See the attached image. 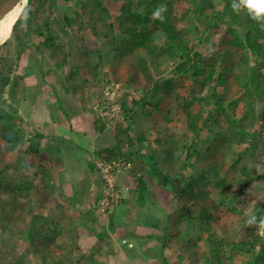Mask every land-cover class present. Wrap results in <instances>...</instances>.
Masks as SVG:
<instances>
[{
  "label": "trees",
  "instance_id": "1",
  "mask_svg": "<svg viewBox=\"0 0 264 264\" xmlns=\"http://www.w3.org/2000/svg\"><path fill=\"white\" fill-rule=\"evenodd\" d=\"M231 2L232 0H138L137 7H134V0H115L114 9L111 10L104 1H100L97 5L99 20L93 23V34L97 41L110 40L109 45H104V49L112 57L114 66L106 87L116 83L120 84L119 89L122 90L123 87L130 86L133 89L137 86L138 89L144 88L146 92L139 99H133L128 93H118L112 101L110 99L105 102L108 104L106 110L113 113L112 105L117 104L120 112L112 125L115 119L108 124L104 118L94 121L93 127L100 135L98 139L110 134L112 128L116 135L121 131L128 134L132 127L128 126L123 130L122 125L138 106L144 109L148 119L151 117V125L155 127L159 120L153 116L152 109L160 108L164 96L173 97L175 87L179 86L175 85L178 78L180 83L184 82V78H192L196 85L191 89V99L183 105L178 101L181 96L177 93L174 95H177V104L185 113L189 130L196 138L191 144L186 142L188 135H183V141L171 136L163 142L160 138L151 142L144 133H140L135 143L130 135L129 145L116 138L115 145L102 147L100 150L99 147V151L93 152L89 161L93 175L96 171L100 172L96 168V161L100 160L115 173L120 170L133 176L137 189L141 188L143 192L147 188L145 175L151 172L155 174L160 189L168 190L169 184L177 188L173 195L177 202L173 204L171 201L173 211L166 214V223L164 222L163 228L160 227L162 237L158 241L162 252L170 250L179 254L178 264H197L201 258H204L206 264H226L225 261H232L235 255L233 253L239 249L251 253L247 264H264V238L256 234L255 227L246 226L241 217L245 216L243 209L249 207H253L252 213L264 215V171L256 178L262 182L261 195L241 200L234 198L231 203H228L227 198L216 202L206 189V186H211L215 191H228V175L222 176L228 161L231 162V168L239 169L244 174L249 173L247 164L240 167L244 155L240 151L236 152L237 148L248 146L249 150L264 156V87L260 82L264 80V26L253 21L246 11L242 10L239 14L233 12ZM159 4L167 5L163 21L152 16ZM222 7L224 10L220 9ZM26 10L28 11L27 7ZM107 15L111 17V23H106ZM226 17L228 21L225 20ZM65 22L72 26L74 17L66 15ZM15 26L13 30L16 31ZM58 28L67 34L62 26ZM115 29H120L124 36L122 40L114 35ZM207 30L214 34L213 51L208 55L194 50ZM189 31L195 32L196 38L192 33L189 37ZM159 36L164 37V43L160 46L154 42ZM43 39L42 46L55 57L56 66L61 68L67 65L68 54L61 43L58 44V32L49 24ZM252 58L254 63H251ZM241 66L247 68L243 75L236 71ZM250 70L256 72L259 78L252 89L247 81ZM242 78L246 80L243 84ZM3 80V88H6L11 80ZM71 86L75 88V85ZM206 88L208 93L198 97L197 94ZM105 90L102 92L103 97ZM58 111L63 115L61 109ZM132 121L136 125L137 121L133 116ZM18 127L10 113L0 109V139L7 146L18 144ZM203 135H207L210 157L205 161L202 171L195 175H184L189 168L194 167L195 162L205 157L199 149L200 137ZM34 137L37 139L35 144L28 141L30 143L25 145L34 158L22 169L19 168L22 161H19L18 166L3 165L6 162L1 156L9 152V148L0 147V181L8 180L4 185L0 182L1 221L10 226L23 224L36 264H107L104 261L107 257L104 258L100 248L105 241L109 243L110 237L106 234L100 236L95 252L90 254L76 245L75 249L68 244H58V239L72 228L71 222L62 219V214L57 215L64 211L63 203H59L57 196L52 198L51 191L48 192L50 188H54L52 185L60 175V161L49 150L51 144L50 147L41 145L45 139L42 133L38 132ZM62 137L58 135L56 141L63 142ZM147 141L151 149L144 147L139 151H129L130 145L140 147ZM43 154L47 158H43ZM157 156H160L162 166L157 163ZM34 168L37 170L33 171V178L39 177L38 183L28 174ZM158 168L161 169L159 172ZM255 168L256 166L252 167V170ZM11 169L15 171L10 175ZM179 173L181 180L176 179V182L175 176ZM19 176L21 177L17 179ZM252 180H244L243 184L249 186ZM202 183L205 184L203 189L200 186ZM101 197L100 195V199ZM33 199L39 203L40 213L34 212L33 205L29 206ZM7 207L11 208L9 215H6ZM45 211H50L51 216L45 215ZM230 218L234 226H229ZM173 227L176 228L174 231ZM220 227L223 231L231 230V236H218L216 229ZM204 234L207 235L205 242L208 255L205 251H200ZM71 237L76 244L77 238L72 231ZM77 250L80 254L76 253ZM23 256L22 254L15 264H25ZM162 262L169 264L164 255Z\"/></svg>",
  "mask_w": 264,
  "mask_h": 264
},
{
  "label": "rangeland",
  "instance_id": "2",
  "mask_svg": "<svg viewBox=\"0 0 264 264\" xmlns=\"http://www.w3.org/2000/svg\"><path fill=\"white\" fill-rule=\"evenodd\" d=\"M100 1H104L111 10L114 9L113 2H115V0H44L43 2L41 0H21L20 2L23 4L24 8L17 12L9 22L0 24V109L5 113H10L20 129L18 134V144L7 146V144L0 139V147L9 148V152H5V155L1 156L6 162L3 165L8 164L9 166H18L19 161L23 162L19 166L20 169H22L24 165H27L34 156L28 152L27 146L25 145L31 141L35 144L37 139H35L34 136L36 133L40 132L45 136L41 145L43 147L49 145L50 147L51 144L52 147H50L49 150L55 153L57 155L55 159H59L60 161L58 167L59 173H62L58 178H62V181L67 182L68 184H65L66 186L76 184L77 187V185H80V182H84L85 179L87 180V177L85 176L86 170L83 171L82 166L85 165L86 158L90 161L92 153L99 151L95 144L99 146V144L107 141L109 145L112 146L116 144V138H120L125 144L129 145L128 136L131 135V138L135 143L136 137L140 133H144L147 140H150L151 142L155 141L157 138H160L163 142L164 139L171 136H175L178 141H183V135L189 136L186 141L189 144L196 139L194 134L189 130L185 113L182 112V108L178 106L176 101L177 95L181 96L178 99L181 105H183L185 101L191 99V89L196 87V85L194 84L193 79L188 77L184 78L183 83H180V78L175 82L176 86L179 85L174 89L175 93H177L176 96H174L175 93L171 98L160 95L163 97L160 108L156 109L153 107L152 109L153 116L157 117L159 120L155 127H152L151 125V117L148 119L144 113V109L141 106H138L122 125L123 130L128 126L132 127V129L128 131V134L121 131L119 135H116L112 128L110 129V134L99 139L98 137L100 135H98L97 131L96 133L91 132L93 137L90 140H86L84 137L81 138V136H79L78 133L83 130L85 131L86 128L87 133L90 131L89 128L93 129V123L97 118H104L107 124L111 123L114 119L111 118L113 113L105 109L108 106L105 102L110 101V99L112 101L113 95L109 96L107 99L106 96L103 97L102 94L103 90L106 89V83L109 82V75L114 66L112 57L104 49V45H109L110 40L98 42L93 34V23L95 20H99V8L97 5ZM137 3L138 0H134V7H137ZM26 7L28 8V11L26 10ZM220 9L224 10L223 7ZM66 15L74 17L75 22L72 26L66 24ZM225 20L228 21L229 19L226 17ZM111 21V17L107 15L106 23H111ZM47 24L52 26L58 32V44L61 43L64 48L63 50L68 54V64L61 68L56 66L54 61L55 57L52 56L51 52L42 46V42L44 41L43 34L46 33ZM14 26L16 31L13 30ZM58 26H62L67 34L61 31ZM238 29L240 32L242 31L240 28ZM190 33L196 38L195 32L189 31V34ZM114 35L118 40L124 38L120 29H115ZM213 36V32L207 30L204 34V38L200 40L197 48L194 50L201 51L203 54H210L213 51ZM189 37H191V34ZM154 42L158 46L163 45L164 37H156ZM39 62L41 66L38 64ZM27 63L29 65H27ZM251 63H254L253 58L251 59ZM171 67L172 66L169 67V72L171 71ZM246 69V67L241 66V68H237L236 71L237 73L242 74L244 71H247ZM248 76L247 81L249 88H255L256 84L259 82L257 73L250 70ZM40 78L43 79L42 82L37 81L40 80ZM3 79L11 80L6 88H3ZM141 79L142 78L139 76V80ZM241 82L243 84L246 80L242 78ZM241 82L239 81V85H241ZM260 82H262V86L264 87V80ZM113 84L114 86L120 87V84ZM180 84H183V86ZM71 85H75V88ZM143 89H138L137 86H134L132 89V87L127 86L123 87V90L121 88L118 93H125L124 95H127L128 93L133 99H139L146 94L144 91L145 89ZM239 90H241V87H239ZM207 93L208 88L204 89L203 92H199L197 96L200 97ZM15 98L18 100H15ZM154 102L155 101H152V103ZM59 109H61L63 115L58 111ZM131 116L137 121L136 125L133 124V121L131 122ZM115 121L116 119L111 125L114 124ZM69 124H75L77 131H79L75 134V137L76 141L81 144L80 147H76L77 143L75 141L72 142L73 144L67 142L69 138L72 139L73 137L69 133V130L64 129L62 125L68 128L70 127ZM58 135L63 136L65 142L60 141L61 143H59V141H56ZM199 143V149L202 151L201 155H204L205 157L201 158L200 161L195 162L194 167L189 168L184 175H195L202 171L205 161L210 157L208 152V147L210 145L208 143L207 135L201 136ZM144 147L151 149V145L148 144L147 141L141 144L140 147L136 145L131 147L130 145L131 149L129 151H139ZM101 148L102 147H100V149ZM46 149L47 148H45V150ZM59 150L61 151L60 153L58 152ZM239 151L244 155L240 167L247 164L249 173L244 174L241 173L239 169L231 168V162L228 161V166H226L222 174V176L228 175V191H215L211 186H206V189L211 192V196L216 202H220L222 199L227 198L228 203H231L234 198L241 200L249 196L253 197L258 194L261 195L262 182L256 180V178H258L264 171V156H260L258 153L253 152V150H249L248 146H245L244 148L241 147L240 149L237 148L236 152L239 153ZM42 157L47 158V155L43 154ZM156 161L159 163V166L163 165L160 156H157ZM164 163L166 164V162ZM255 166L256 168L252 170V167ZM36 170L37 169L34 168L32 172H28L31 178H33V171ZM160 170L161 169L158 168L157 171L159 172ZM14 171L15 170L11 169L9 174L11 175V172L14 173ZM119 173H123V171ZM125 173L126 172L121 175L118 174L120 176L116 177L120 199L118 198L119 200L116 202L117 204L115 203V205L110 208L111 214L116 207H119L118 204L120 205L123 199L129 203L131 200L135 202L130 194L125 195L124 198H122V184L126 180L129 185L133 186L135 180L133 176ZM62 174H64V177ZM180 175L181 174L179 173L175 176V181L176 179L179 181L181 180ZM149 176L145 177L144 180L150 188L146 191L150 193L145 196L143 195L144 192L141 190L142 194L141 192H138L136 199L139 200L140 197L142 199L140 202V211L143 216H149L154 221H157L156 217H158L161 221L160 223L164 224V222L166 223V214H170L173 211L171 201H173V204L177 202L173 199L174 192H176L177 188L169 184L168 191L166 189L161 191L162 188L160 189L158 186V180L155 178V174L151 172ZM20 177L21 176L17 177V179ZM94 177L95 185L98 190L97 193L102 196L104 192V176L101 172L96 171ZM251 178L253 180L250 185L245 186L243 181ZM33 179L38 183L39 177ZM0 182L4 185L8 180H2ZM85 185H87V183H84V186ZM200 186L202 189L205 188L204 183ZM50 191L52 198H56L57 196L59 197L57 198L59 203H65L63 200L64 196H62L63 194L59 192L58 188H50L48 192ZM77 195V199L71 198L70 200L72 205L70 213L59 212L57 214H62L63 220L71 222V231L73 232V235L80 220V218L77 216L74 217L73 215L76 214V210L78 209L77 206L81 202L78 201V199L84 198L80 193H77L75 197ZM100 202L101 201H99V205ZM32 205L34 212L40 213L41 210L39 203L35 202L33 199L29 206L31 207ZM100 208L98 209V213L103 215ZM252 208L253 207L243 209L245 216L241 217L244 223L246 221V213L251 214L253 211ZM5 211L6 215H9L11 208L7 207ZM43 213L48 215V212L46 211ZM1 217L2 214L0 212V233H2L0 264H15L22 254L24 255L23 257H25V264H36L35 257L32 254V247H30L29 240L26 237V229L22 226L23 224L15 225L17 227L10 226L7 222H2ZM54 217L55 215H53V218ZM229 220V226H234L232 218ZM234 221H236L235 218ZM177 222H179V220H177ZM174 229L176 228L173 227L172 231H174ZM67 232L58 239V244H68L70 247L72 246V248H75L74 246L76 245L79 249H83L85 246V240L81 243L78 239L75 244V239H73L74 241L72 240L74 236L70 237V233L68 234ZM118 232L120 233V231ZM216 232L218 236L227 238L231 236L232 231H223V228L220 227L216 229ZM156 234L162 236V230L156 232ZM194 235H197V233H194ZM206 237L207 235L204 234L203 239L200 242V251H205L208 255V247L205 242ZM15 239L19 242H15ZM110 246L111 243L105 244V242L100 245L105 251H108ZM156 246H158V244ZM156 251L158 250L156 249L154 252ZM76 253L80 254L78 250ZM233 254L235 255L232 261L226 260V264H247L251 257V253L241 249L236 250ZM133 256L135 255L133 254ZM178 257L179 254L171 252L167 257V261L169 264H178L180 262ZM114 260L118 261L117 258H114ZM104 261L107 263L106 258ZM197 264H206V262L204 261V258H201Z\"/></svg>",
  "mask_w": 264,
  "mask_h": 264
},
{
  "label": "crops",
  "instance_id": "3",
  "mask_svg": "<svg viewBox=\"0 0 264 264\" xmlns=\"http://www.w3.org/2000/svg\"><path fill=\"white\" fill-rule=\"evenodd\" d=\"M38 64L40 65V62ZM27 65L29 64L27 63ZM40 69L38 70L42 72ZM37 81L42 82L43 79L40 78V80ZM62 126L64 129L69 130V133L74 138V141L77 143L78 146H80L81 144L76 141V137H75V134L79 132L77 131L76 125L69 124L70 127L68 128L65 127L64 125ZM89 129L90 131L88 133H87V128L85 131L83 130L84 132L83 131L79 132L78 133L79 136H81V138L84 137V139L86 140H90L93 137L92 133L94 132L96 133V131L94 127L93 129L92 128ZM62 138L63 141H65L64 137ZM67 142H70L72 144V139L69 138ZM95 146L98 148L99 147L104 148V147H109L110 145L107 141H105L99 144V146H97L96 144ZM82 167H83L82 168L83 171L86 170L85 176L87 177V180L85 179L84 182H80V185H77V187L76 184L66 186L65 184H68L67 182L62 181L63 180L62 178H61L62 180L60 178H57L54 181L52 187H54V189L58 188L59 192L63 194L62 195L64 196L63 200L65 201V203H63V206L65 208L63 212L65 213L66 212L70 213V209L72 206L70 203L71 198L77 199L78 195L75 197L77 193H80V195L84 196V198L78 199V201L81 202L77 206L78 209L76 210V214L73 215L74 217L77 216L78 218H80L78 223L79 225H77L74 234L76 235L77 240L79 239L81 243H83V240H85L84 243L85 246L83 248L84 249L83 251L89 254L95 252V249L97 248L98 239H100V236L106 234L110 237L109 243H111V246L109 247L108 251H105L104 249H102V247L100 248L102 250V255L104 257H107L108 264H163L162 262L163 255L167 258L172 251L163 250L162 252L161 244L158 241V239H160L162 236L156 234V232H160L161 228H163L162 227L163 223L162 224L160 223L161 221L158 219V217H156L157 221H154L149 216H143L140 211V202L142 201V199L137 200L136 195L138 192H141V188L137 189L135 183L133 184V186L129 185L126 180L124 183L122 182L123 188L121 189L122 191L120 190L123 195L122 198H124L125 195L130 194V196L132 195L135 202L131 200L129 203L123 199L121 203L119 202L120 203V205L118 204L119 207L118 208L116 207L112 214L110 213V215H104V214L101 215V213H98L97 210L99 209L100 206L99 205V201L101 200L100 194L97 193L98 190H97V186L95 185V180H94L95 177L93 175V172L90 171L88 158H86L85 165ZM123 173H120V175ZM62 175L64 177V174ZM149 175L150 173H148L145 176L147 177ZM84 183H87V185L84 186ZM147 189H150L148 185L146 190ZM128 190H133V191H128ZM148 193L150 192L146 191L144 192L143 195L147 196ZM47 214L51 216L50 212H48ZM118 231H120V233L123 234H120ZM67 233L68 234L70 233L69 235L71 237V231H68ZM16 241L18 240L15 239V242ZM124 241H127V243L124 244L123 243ZM1 242H2V233H0V248L2 249ZM107 243L108 242L105 241V244ZM128 244H132L133 248L130 249L128 247ZM157 244L158 246H156ZM153 249L154 251L157 249L159 252L158 251L154 252ZM133 254L135 256H133ZM114 258H117L118 261H115Z\"/></svg>",
  "mask_w": 264,
  "mask_h": 264
},
{
  "label": "clouds",
  "instance_id": "4",
  "mask_svg": "<svg viewBox=\"0 0 264 264\" xmlns=\"http://www.w3.org/2000/svg\"><path fill=\"white\" fill-rule=\"evenodd\" d=\"M231 8L233 12L237 14H239L242 10L246 11L253 21L264 26V0H232ZM140 11H142V9ZM166 11L167 5L159 4L153 10L152 16L155 19L163 21L164 13ZM245 223L248 227H255L256 234L261 238H264V215L258 216L254 212L251 214L246 213Z\"/></svg>",
  "mask_w": 264,
  "mask_h": 264
},
{
  "label": "built area",
  "instance_id": "5",
  "mask_svg": "<svg viewBox=\"0 0 264 264\" xmlns=\"http://www.w3.org/2000/svg\"><path fill=\"white\" fill-rule=\"evenodd\" d=\"M113 89V90H112ZM118 91H120L119 86H114L112 84L110 87H106L105 90V96L106 98H109V96L113 95L112 99L116 97L118 94ZM117 93V94H116ZM120 93V92H119ZM112 105V103H111ZM112 117L116 119L117 116L119 115L120 112V107L117 104L112 105ZM96 168L100 170L102 175L104 176V192L102 194V199L100 202V211L105 215L110 214V208H112L116 202L120 199L119 196V191L117 188V183H116V177L118 176L120 170H118L116 173L112 171V168L105 164L104 162H101L100 160L96 161ZM119 196V197H118ZM119 198V199H118ZM117 204V203H116ZM123 243H127L124 241ZM130 248L133 247L132 244L128 245Z\"/></svg>",
  "mask_w": 264,
  "mask_h": 264
},
{
  "label": "bare ground",
  "instance_id": "6",
  "mask_svg": "<svg viewBox=\"0 0 264 264\" xmlns=\"http://www.w3.org/2000/svg\"><path fill=\"white\" fill-rule=\"evenodd\" d=\"M20 1L21 0H17L12 4V6L10 5V7H8L5 12L7 15L2 19V21H0V24L9 22L17 12L24 8Z\"/></svg>",
  "mask_w": 264,
  "mask_h": 264
},
{
  "label": "water",
  "instance_id": "7",
  "mask_svg": "<svg viewBox=\"0 0 264 264\" xmlns=\"http://www.w3.org/2000/svg\"><path fill=\"white\" fill-rule=\"evenodd\" d=\"M17 0H0V5H2V8H0V21L7 15L5 12L12 5L15 3Z\"/></svg>",
  "mask_w": 264,
  "mask_h": 264
},
{
  "label": "snow or ice",
  "instance_id": "8",
  "mask_svg": "<svg viewBox=\"0 0 264 264\" xmlns=\"http://www.w3.org/2000/svg\"><path fill=\"white\" fill-rule=\"evenodd\" d=\"M0 8H2V5H0ZM0 18H2V17H0Z\"/></svg>",
  "mask_w": 264,
  "mask_h": 264
}]
</instances>
